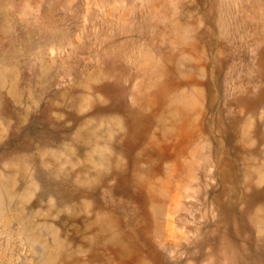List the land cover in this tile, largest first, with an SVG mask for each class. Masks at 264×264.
<instances>
[{"label":"rangeland","instance_id":"1","mask_svg":"<svg viewBox=\"0 0 264 264\" xmlns=\"http://www.w3.org/2000/svg\"><path fill=\"white\" fill-rule=\"evenodd\" d=\"M0 264H264V0H0Z\"/></svg>","mask_w":264,"mask_h":264}]
</instances>
